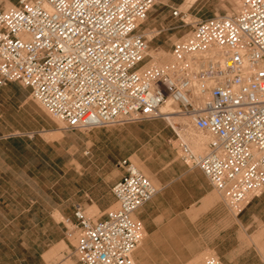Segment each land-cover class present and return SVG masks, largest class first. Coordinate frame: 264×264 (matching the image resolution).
Segmentation results:
<instances>
[{"label": "built area", "instance_id": "2783aa9c", "mask_svg": "<svg viewBox=\"0 0 264 264\" xmlns=\"http://www.w3.org/2000/svg\"><path fill=\"white\" fill-rule=\"evenodd\" d=\"M237 2L235 13L195 23L172 45L171 64L146 66L139 29L154 0H18L0 9V88L29 89L64 131L155 120L172 101L210 137L198 156L175 133L181 161L199 169L238 215L264 190V0ZM172 15L187 25L184 13ZM213 49L222 63L208 60L196 70L194 56ZM194 96L206 98L195 104ZM118 167L115 207L99 220L74 211L80 264H134L144 229L133 214L157 188L128 159ZM202 264L224 263L212 256Z\"/></svg>", "mask_w": 264, "mask_h": 264}, {"label": "crops", "instance_id": "0c3cea01", "mask_svg": "<svg viewBox=\"0 0 264 264\" xmlns=\"http://www.w3.org/2000/svg\"><path fill=\"white\" fill-rule=\"evenodd\" d=\"M4 1L11 5L18 2ZM171 126L182 141L189 143L193 142L189 129L208 136L190 123L177 121ZM137 127L147 135V144L131 156L141 157L153 147L160 150L155 163L157 193L133 214L145 234L139 254L134 253L133 258L139 264H187L214 243L211 233L205 232V222L207 213L216 209L217 191L199 169L181 161L178 149L167 148L176 135L166 123L142 121ZM56 128L29 89L18 83L0 88V264H80L74 256L75 238L70 227L76 207L84 212L97 210L95 220H99L114 205L111 189L116 181L99 197L86 192L77 200L68 197V136L64 134L67 131ZM58 132L60 135L53 137ZM80 166L74 162L78 181L104 176V172ZM148 173L152 176L150 170ZM111 178L113 172L108 173L107 181ZM237 225L241 232L259 231L264 225V190L237 215ZM228 240L226 232L220 244ZM255 254L248 262L245 251L233 248L221 252L219 259L224 264H259L261 255Z\"/></svg>", "mask_w": 264, "mask_h": 264}, {"label": "rangeland", "instance_id": "374dc122", "mask_svg": "<svg viewBox=\"0 0 264 264\" xmlns=\"http://www.w3.org/2000/svg\"><path fill=\"white\" fill-rule=\"evenodd\" d=\"M185 0H154V6L149 11L146 20L139 29V32L144 35L148 42L146 63L158 65L169 61L171 58V48L174 43L186 38L194 26L200 20L207 19L213 16L231 15L237 10L234 6L236 0H196L189 8H183ZM7 6V7H6ZM11 4L0 0V8L3 10L11 7ZM174 9L184 13L189 19V22L195 21L194 24L183 25V23L172 15ZM148 66V65H147ZM172 108L178 111V106L173 103ZM176 121H165L163 118H158L150 121H159V123H166L169 129L175 135L172 129V124L177 121H182L185 124H191L190 118L176 115ZM179 117V118H178ZM53 123L57 126L56 130L63 133L62 125L56 121ZM141 122L123 123L105 128L91 129L88 131H67L64 132L68 136L67 144L69 149V179L67 186L68 197L77 200L83 193H88L89 196L99 197L101 194L107 193L114 181H118L122 175V170L118 167V162L123 159H128L135 167L139 165V171L145 175L151 183L156 187L157 182L155 178L157 175V165L155 164L158 159L159 147H153L151 151L142 153L141 157L131 156V153L139 149L142 145L147 144V135L140 133L137 124ZM161 125V124H160ZM175 127V126H173ZM176 128V127H175ZM155 132V131H154ZM189 133L193 142H197L201 147L195 150L192 143L184 139L195 155L203 156L207 152V143L210 140L209 136L204 137L195 131L189 129ZM154 134V133H153ZM58 135L60 133L58 132ZM151 135V134H150ZM198 139V140H197ZM200 140V141H199ZM179 141L174 136L170 140V149H178ZM78 149V150H71ZM84 152H87L84 155ZM78 161L84 169H93L96 172H104V176H98L94 181L88 179L83 182L76 179L74 162ZM148 163V164H147ZM80 166V167H81ZM146 173L142 170V168ZM81 170V169H80ZM151 171L152 180L149 178L148 171ZM113 172L112 181L108 182V173ZM54 187V184H52ZM54 190V188H53ZM45 192L49 189L46 187ZM218 193V194H217ZM217 206L215 210L207 213L206 218L208 227L205 232H210L212 241L214 242L211 247L199 255L197 264H202L206 257L220 258L221 252L226 253L233 248H239L245 251L248 255V262L256 256H264V225L260 226L259 231H242L237 225V214L233 213L226 206L223 196L217 191ZM113 205L110 209H113ZM226 207V208H225ZM85 214L95 220L99 217L97 210L91 208L86 209ZM228 233L229 240L226 244H220V238ZM145 236V234H144ZM144 240V237H143ZM142 240V242H143ZM238 242L235 243V242ZM74 256L76 257L75 251ZM77 258V257H76ZM134 259V258H133ZM134 264H139L135 259ZM194 261V260H193ZM191 262V261H190ZM189 262V263H190ZM187 263V264H189Z\"/></svg>", "mask_w": 264, "mask_h": 264}, {"label": "bare ground", "instance_id": "6f19581e", "mask_svg": "<svg viewBox=\"0 0 264 264\" xmlns=\"http://www.w3.org/2000/svg\"><path fill=\"white\" fill-rule=\"evenodd\" d=\"M194 1L195 0H186L185 2H184V5L182 6L183 8H189L193 3H194ZM235 1V0H234ZM234 6H235V8H236V10H237V8H238V2H237V0H236V2L234 3ZM7 7V6H6ZM9 8V7H8ZM195 23V21H193V22H189V19H187V21H186V24H194ZM194 59H195V62L194 63H196L194 66V68L196 69V70H198V69H200V68H202V67H206L207 66V64H208V60H211V61H213V60H216V61H218L219 63H222V59H223V53L219 50V49H213V50H210L209 52H207V53H205V54H200V55H195L194 56ZM169 61H167V62H165V63H162V64H158V66H161V65H165V64H171L172 63V57L170 58V59H168ZM150 66V65H153V64H149V63H147L146 64V66ZM204 98H206V97H203V98H200V97H198V96H194V98L192 99L193 100V102L195 103V104H202L203 103V101H204ZM172 105H173V102L172 101H170V100H167L163 105H161L160 107H159V113H160V116H161V118H163L165 121H176L175 119L177 118V112L176 111H174L173 110V108H172ZM179 118V117H178ZM184 118H189V117H184ZM191 119V118H190ZM59 135L57 134V135H54L53 137H58ZM58 139V138H57ZM198 140V139H197ZM200 141V140H199ZM192 145L194 146L193 148L195 149V150H199L200 151V153L202 152L201 150L203 149H201V147H200V145L201 144H199L198 143V141L197 142H192ZM191 149H192V147H191ZM136 167L138 168L139 167V165H136ZM142 168V167H141ZM139 169V168H138ZM142 170L146 173V171L142 168ZM149 176V178L152 180V178L150 177V175H148ZM139 250H140V244H139V246L136 248V250L134 251V253H135V255H138L139 254ZM134 253H133V255H134ZM211 257H212V255H211ZM262 258H264V256L262 257ZM197 259H199V257L198 258H196V259H194V261H191L189 264H197L198 263V260Z\"/></svg>", "mask_w": 264, "mask_h": 264}]
</instances>
